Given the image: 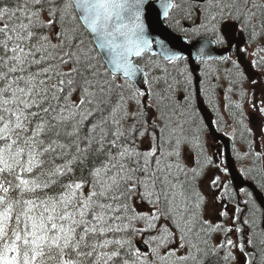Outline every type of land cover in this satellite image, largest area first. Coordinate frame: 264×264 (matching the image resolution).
Instances as JSON below:
<instances>
[{"label": "snow or ice", "instance_id": "6c2138e0", "mask_svg": "<svg viewBox=\"0 0 264 264\" xmlns=\"http://www.w3.org/2000/svg\"><path fill=\"white\" fill-rule=\"evenodd\" d=\"M252 73L264 0H0V264H264Z\"/></svg>", "mask_w": 264, "mask_h": 264}, {"label": "flooded vegetation", "instance_id": "af4514ba", "mask_svg": "<svg viewBox=\"0 0 264 264\" xmlns=\"http://www.w3.org/2000/svg\"><path fill=\"white\" fill-rule=\"evenodd\" d=\"M197 38H199V37H197ZM196 39V38H195ZM261 78V74H257L256 76H254V78L253 79H260ZM221 85L223 86V87H221L220 88V90H221V92L223 93V90H224V87H226V83L223 81V80H221ZM245 87L246 88H249L250 89V91H255L256 92V94H257V99L259 100L260 98H261V83H258L257 85H255V86H253V85H251V82L249 81L246 85H245ZM262 90H264V89H262ZM203 99V98H202ZM245 106L246 107H249V109H250V114H249V121L251 122L250 123V126L251 125H253V123H256V121L258 120L259 121V119H258V116H257V113L254 111V110H252L251 109V107L249 106V105H247V104H245ZM209 108V107H208ZM210 109V108H209ZM257 119V120H256Z\"/></svg>", "mask_w": 264, "mask_h": 264}, {"label": "rangeland", "instance_id": "374dc122", "mask_svg": "<svg viewBox=\"0 0 264 264\" xmlns=\"http://www.w3.org/2000/svg\"><path fill=\"white\" fill-rule=\"evenodd\" d=\"M258 81H260V83H261V91H262V89H264V76H261V78L260 79H257ZM218 92L221 94V96H220V98L221 99H223V96H222V92H221V90L220 89H218ZM239 99V97H238V95H236V96H233V100H238ZM210 110H211V112L213 113V120H215V113L212 111V109L210 108ZM245 110H246V112L248 113V115L250 114V109H249V107H246L245 106ZM221 111L223 112L224 110H223V108H221ZM257 113V112H256ZM257 116H258V119H259V121L257 120L256 121V123H253V125H251L252 127H253V130L254 131H259V127H260V125H261V123H262V118L259 116V114L257 113ZM225 117L227 118V114L225 113ZM251 123V122H250ZM237 146L239 147V146H241L240 145V143H239V141H237ZM222 149V148H221ZM223 150V149H222ZM237 167H238V165H237Z\"/></svg>", "mask_w": 264, "mask_h": 264}, {"label": "water", "instance_id": "95a60500", "mask_svg": "<svg viewBox=\"0 0 264 264\" xmlns=\"http://www.w3.org/2000/svg\"><path fill=\"white\" fill-rule=\"evenodd\" d=\"M199 39V38H198ZM254 75H256V73H252V78H253V76ZM201 107H205L206 108V111H205V115L206 116H211V118H212V114H211V112L208 110V108L205 106V105H200ZM216 135L218 136V137H221V139H218L220 142H222L223 143V147H224V145L225 144H227L228 145V151L230 152V148H231V142H230V140H229V138L228 137H226V136H223V134H221V133H216Z\"/></svg>", "mask_w": 264, "mask_h": 264}]
</instances>
